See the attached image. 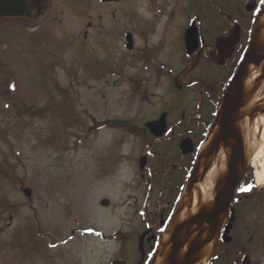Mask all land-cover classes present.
I'll use <instances>...</instances> for the list:
<instances>
[{"label": "rangeland", "instance_id": "rangeland-1", "mask_svg": "<svg viewBox=\"0 0 264 264\" xmlns=\"http://www.w3.org/2000/svg\"><path fill=\"white\" fill-rule=\"evenodd\" d=\"M80 2L49 12L56 21L0 33V264H132L139 256L135 124L167 103L169 90L164 77L153 83L152 68L140 72L149 55L138 62L145 40L134 19H152L157 6L128 0L106 13ZM180 4L167 2L149 42L163 43L160 56L173 62L181 59ZM99 17H111L110 30L88 29ZM123 27L135 34L132 50Z\"/></svg>", "mask_w": 264, "mask_h": 264}, {"label": "flooded vegetation", "instance_id": "flooded-vegetation-1", "mask_svg": "<svg viewBox=\"0 0 264 264\" xmlns=\"http://www.w3.org/2000/svg\"><path fill=\"white\" fill-rule=\"evenodd\" d=\"M42 1L43 9L36 18H0V33L16 25L28 26L46 19L56 21V16L47 18L49 12L58 15L64 6L76 5L74 2L78 0ZM80 1L83 6L98 5L103 11L107 10L106 13L110 11L111 6L127 5L128 2ZM181 1L179 7H182V11L178 12H181L182 19L177 24L181 26V48L178 52L181 59L177 62L160 56L163 43H149L153 42L151 36L157 32V21L167 14V2L172 4L173 0H152L157 6V10L152 11L153 18L147 21L134 19L140 24V35L142 40H145L137 49L138 62L144 61L140 57L144 52L149 55L146 58L148 66L144 65L140 72L144 74V70L152 68V74L155 75L153 83L163 84L165 81L160 80L164 77L167 81L161 86L169 92H165L162 97H168L167 103L160 102L158 111L150 109V113L140 116L135 124L137 136L140 138L136 155L138 179L135 185L142 188L138 213L143 218V224L137 240L139 256L132 264L156 262L160 255L159 250L165 245L162 243L163 234L179 223L172 225V220L182 209L181 203L186 190L188 191L199 178L205 177L220 150L225 152L226 168L216 180L215 193L218 194L223 207L212 219L205 220L201 238L211 240L205 245V254L201 255L195 264H264V187L256 182L255 170L245 155L244 138L239 129V123L248 114L244 113V110L241 111L247 99L244 91L245 79L251 68L259 71L253 91L264 80V51H256L244 66L242 106L226 119V124L219 116L225 94L250 46L264 45V3L261 0H253L252 3L251 0ZM160 6L163 7L160 9ZM125 11L126 14L127 10ZM135 13L137 14L136 11ZM110 14L114 16L113 12ZM110 18L99 17L96 19L97 24L88 21L87 27L94 30L98 25L97 29L107 31ZM124 19L126 18L123 17L121 21ZM170 21L174 25L175 39L178 36L175 29L177 25L174 20ZM190 27L196 34V44L195 48L190 47L191 51L188 53L185 35ZM120 34L124 39L125 48L126 37L131 38L132 48L128 50H132L134 32L123 27ZM147 48H150V52ZM198 68L202 71L198 72ZM143 83L144 79L138 84ZM143 102L144 105L147 100ZM152 124L159 125L163 132L156 135L158 130L149 128ZM213 137L217 138V142ZM184 141L188 142L191 149L186 153L181 148ZM241 149L242 160L239 158ZM235 171H238L237 176L226 186L227 176L236 175ZM226 188L229 191H225ZM225 192H229L228 198L225 197ZM212 203L203 207H211ZM170 225L172 227H169ZM191 229H196V226L193 225ZM115 263L127 264L119 260L109 264Z\"/></svg>", "mask_w": 264, "mask_h": 264}, {"label": "water", "instance_id": "water-1", "mask_svg": "<svg viewBox=\"0 0 264 264\" xmlns=\"http://www.w3.org/2000/svg\"><path fill=\"white\" fill-rule=\"evenodd\" d=\"M251 3L253 0L250 1ZM43 9L42 0H0V18L3 19H27L31 20L36 18ZM196 44V34L192 28H188L185 35V46L189 53L190 47L195 48ZM126 48H132V41L129 36L126 37ZM264 51V45L256 47L252 44L247 51L243 62L238 68L234 78L232 79L227 93L225 94L222 109L219 112L220 119L226 124V119L233 113L237 112V109L242 106V94H243V77H244V66L253 57L256 51ZM253 111L251 114L253 115ZM159 125L152 124L149 126L151 130L157 129L156 135H160L163 130L160 129ZM214 138V137H213ZM217 142V138H214ZM213 139V140H214ZM182 151L184 153L189 152L191 149L188 142L184 141L181 144ZM243 150L241 149L240 160L243 157ZM227 167L230 166L227 163ZM236 175L227 176L226 186L229 185L230 181H234ZM227 190V188L225 189ZM23 194L28 197L30 191L28 189H23ZM229 192H225V197L228 198ZM100 204L102 206L108 205L107 199H102ZM213 205L211 207H200L195 215H192L188 219H185L176 225L169 232L168 242L162 246L159 250L160 255H163L162 264H195L197 259L203 254V248L211 240L208 238L202 239L201 235L205 229V222L212 219V216L223 207L222 202L219 200L218 194H214ZM226 206V204H225ZM226 209V207H224ZM206 220V221H205ZM203 221V223H201ZM193 225L196 229L192 230ZM196 233H195V232ZM185 247V251H181Z\"/></svg>", "mask_w": 264, "mask_h": 264}, {"label": "bare ground", "instance_id": "bare-ground-1", "mask_svg": "<svg viewBox=\"0 0 264 264\" xmlns=\"http://www.w3.org/2000/svg\"><path fill=\"white\" fill-rule=\"evenodd\" d=\"M258 73L257 69L251 68L249 75L245 79L244 91L247 98L246 103L248 104L246 110H249V112L247 116L245 115L242 122L239 123V129L244 138L245 155L255 170L256 182L264 187V80L253 91ZM242 110H244V107ZM251 111L254 112L252 116L249 115ZM225 160V152L220 150L217 153L216 161L205 177L199 178L188 188V191L186 190L181 203L182 209L172 220V225L188 219L197 213L198 208L212 203L216 180L221 177L226 168ZM169 227L172 226L170 225ZM169 232L170 230L163 234L162 243L166 244L168 242ZM181 251H185V247ZM162 259L163 255H158L154 264H160Z\"/></svg>", "mask_w": 264, "mask_h": 264}, {"label": "snow or ice", "instance_id": "snow-or-ice-1", "mask_svg": "<svg viewBox=\"0 0 264 264\" xmlns=\"http://www.w3.org/2000/svg\"><path fill=\"white\" fill-rule=\"evenodd\" d=\"M262 3H264V0H261ZM241 191H247V189H241Z\"/></svg>", "mask_w": 264, "mask_h": 264}]
</instances>
